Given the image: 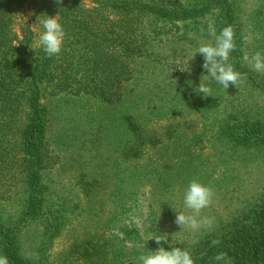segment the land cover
Segmentation results:
<instances>
[{"label": "trees", "instance_id": "obj_1", "mask_svg": "<svg viewBox=\"0 0 264 264\" xmlns=\"http://www.w3.org/2000/svg\"><path fill=\"white\" fill-rule=\"evenodd\" d=\"M240 10L239 0H0V256L7 257L8 264H51L47 262V250L70 220L82 215H74L69 206L72 199L58 194L52 176L54 157L61 161L59 155L79 139L78 127L89 129L83 134L91 142H98L96 150L107 145V156L102 159L107 165L115 154L128 161L139 157L143 147L159 144L158 132L147 128L138 116V111L149 107L144 103L151 104L153 91L160 104L149 110L151 120L153 116H180L176 105L194 108L199 101L203 109L212 111L208 113L213 115L208 123L212 132H192L191 144H203V134L208 132L212 146L222 143L234 151L264 150V117L254 114L247 103L241 109L221 111L217 99L229 87L225 89L204 76L207 71L201 54L182 63L175 69L174 78L153 86L149 94L134 95L137 66L155 55L154 48L165 41L164 36L192 23L201 32L209 27L203 21L209 20L215 28L214 38L225 27L233 30L234 48L227 63L240 73L236 84L243 85L249 95L264 97V78L245 60ZM19 15L25 19L17 32ZM45 15H57L65 31L61 52L52 57L37 43ZM200 80L207 83L210 96L193 93L192 87ZM90 99L102 107L88 117L81 104ZM49 100L52 107L45 103ZM54 119L61 126L52 134ZM71 119L77 120L75 127L66 123ZM187 124L176 119L163 125L162 130L168 139L187 137L183 129L190 128ZM61 163L65 165L64 158ZM189 168V164L180 165L194 180L206 182ZM105 171L100 175L90 172V179L87 173L80 174L78 184L84 188L86 206L87 202L93 205L95 176L104 178ZM120 192L117 189L113 196ZM257 201L256 206L242 208L230 219L217 218L212 231L185 247L194 264H264V198ZM31 231L37 235L29 254L24 242ZM99 238L88 232L79 236L70 245L71 260L93 264L101 259V263L106 244ZM221 253L225 259L218 262L215 257Z\"/></svg>", "mask_w": 264, "mask_h": 264}, {"label": "rangeland", "instance_id": "obj_2", "mask_svg": "<svg viewBox=\"0 0 264 264\" xmlns=\"http://www.w3.org/2000/svg\"><path fill=\"white\" fill-rule=\"evenodd\" d=\"M239 1L241 6L239 32L242 37L241 42L244 44V55L248 57L245 60L252 68L251 57L257 52L264 54V4L260 0ZM24 15L16 18L17 32L25 19ZM203 22L209 24V27L201 32H198L197 26L192 23L187 24L184 29H173L164 36L165 41L154 48L155 55L149 61L137 66L139 74H137V88L134 95L149 94L153 86L174 78L175 69L177 70L182 63L197 58L199 53L194 55L193 53L199 45L214 44L215 28L209 20ZM258 74L264 78V73ZM154 93L156 91L152 92L151 104L144 103L149 107L142 108L141 113L138 111L139 115H137L143 118L147 128L158 132L157 136L161 143L143 147L139 157L128 161L116 158L115 156H119L115 154L113 159L108 160L110 163L108 162L107 165L106 161L102 160L104 152L107 151V145L104 144L101 149L96 150L95 146L98 142H91L86 133L83 134V132L89 133L87 131L89 129L78 127L76 132L81 135L79 139L68 145L69 149L63 154L64 156L59 155L61 161L64 158L65 165L59 158L54 157L56 160L52 173L55 174L52 176L55 190L59 195L69 196L72 199L69 206L74 209V215L77 212L82 215L76 219H73L74 216L62 234L54 240L46 252L47 262L85 264L86 262L71 260L68 253L70 245L75 243L83 233L88 232L91 235L97 234L100 237L99 242L106 244L105 251L101 255L102 262L100 263L99 258L100 260L93 264H138V257L141 254L160 246L171 245L185 249L188 245L195 243L199 237L212 231L216 226L217 218L230 219L240 209L256 206L259 203L256 200L264 198V150L258 153L234 151L222 143L212 146L211 141H208V132L205 133L206 135L203 134V144H191L192 132L202 133L203 129L209 131L208 123L213 115L210 116L208 113L212 111L203 109L200 104L202 102L199 101L194 108L193 105L182 107L176 105L180 109V116L158 117L159 119L153 116L151 120L150 116H147L149 110L152 111L160 104L154 97ZM203 98L200 100L203 101ZM84 100L86 102V99ZM217 100L223 112L232 110L233 107L241 109L250 104L254 114L258 112L260 117H264V97L256 94L249 95L243 85H230L229 89L223 92V96ZM87 102L81 104V107L83 106L82 110L88 117L98 106L102 107L94 99ZM45 103L48 107H52L51 101ZM81 107L80 113H83ZM106 114L109 119L112 118L110 113ZM56 115L57 113L54 114ZM65 117L67 118V115ZM176 119L181 123H188L186 126L190 128L183 129H186L189 135L178 139L172 136L173 138L168 139L162 127L176 122ZM82 121L85 122V119ZM76 122L77 120L71 119L66 123L70 127H75ZM51 125L52 134L59 129L58 125L61 126L60 123L55 122V119L53 122L51 120ZM94 127L95 123H93V129L90 128L91 131H94ZM81 142L83 147L80 146ZM54 148L58 150L57 147ZM54 153H52L53 156ZM180 153L182 155L179 157ZM81 156L84 157L83 160ZM115 158L117 161L114 160ZM181 160L182 164H180ZM188 164L190 166L188 170L193 168L191 171L197 172L196 175L206 181L199 182L212 191L209 205L199 214L188 209L183 203V193L188 183L195 179L189 176V172L184 171L187 169H180V165ZM104 168L107 175L104 178L95 176L98 180L92 183V185L95 184L93 205L87 202L88 206H86L84 188L79 187L78 184L80 174L87 173L90 179V172L100 175ZM159 176L162 178L160 182ZM116 188L121 190L119 196H113V193L117 192ZM174 209L185 215L195 216L198 227L193 229L189 225L182 227L177 225L175 223L177 213ZM151 224L153 227H150ZM36 235L37 233L31 231L29 240L25 238L24 246L26 250L29 249V254L33 249L32 242L36 240ZM151 237L165 239L162 241L164 245L161 242L158 245ZM165 249L168 250V248Z\"/></svg>", "mask_w": 264, "mask_h": 264}, {"label": "clouds", "instance_id": "obj_3", "mask_svg": "<svg viewBox=\"0 0 264 264\" xmlns=\"http://www.w3.org/2000/svg\"><path fill=\"white\" fill-rule=\"evenodd\" d=\"M40 29L37 41L39 47L49 57L59 54L64 43L65 31L58 21L57 15H45V18L40 21ZM233 48V30L228 26L216 36L214 44H201L193 53V55L199 53L204 58L203 68L207 71V75L204 76L209 77L216 84L222 85L225 89L229 87L230 83L235 86L241 78L240 73L227 63L229 53ZM251 62L254 71L264 73V54L255 53L251 57ZM188 84L192 87L191 81H188ZM192 91L195 94L202 93L204 96H210L208 95L210 88L207 83H202L201 80L198 86L192 87ZM211 197L212 191L209 187L197 180H192L183 193V203L188 209L199 214L202 209L209 205ZM176 213L175 223L180 227L184 225H189L193 229L198 227L195 216L185 215L177 211ZM151 238H154L158 245L161 241H165L163 238ZM215 259L219 262L224 260L225 256L221 253ZM0 264H8L7 257L0 256ZM138 264H194V261L187 250L170 245L168 250L160 246L155 250H148L141 254L138 257Z\"/></svg>", "mask_w": 264, "mask_h": 264}]
</instances>
